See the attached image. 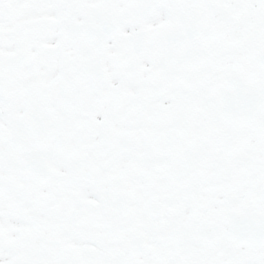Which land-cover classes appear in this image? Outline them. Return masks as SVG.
Here are the masks:
<instances>
[{"label":"snow or ice","instance_id":"6c2138e0","mask_svg":"<svg viewBox=\"0 0 264 264\" xmlns=\"http://www.w3.org/2000/svg\"><path fill=\"white\" fill-rule=\"evenodd\" d=\"M0 264H264V0H0Z\"/></svg>","mask_w":264,"mask_h":264}]
</instances>
